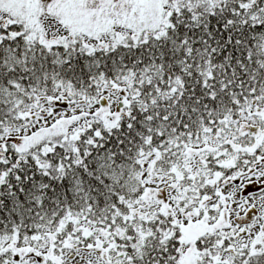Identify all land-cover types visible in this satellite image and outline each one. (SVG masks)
Returning a JSON list of instances; mask_svg holds the SVG:
<instances>
[{
  "label": "snow or ice",
  "instance_id": "1",
  "mask_svg": "<svg viewBox=\"0 0 264 264\" xmlns=\"http://www.w3.org/2000/svg\"><path fill=\"white\" fill-rule=\"evenodd\" d=\"M0 264H264V0H0Z\"/></svg>",
  "mask_w": 264,
  "mask_h": 264
}]
</instances>
